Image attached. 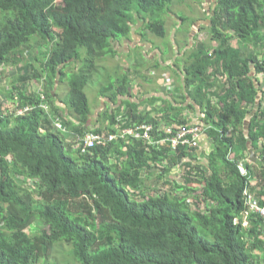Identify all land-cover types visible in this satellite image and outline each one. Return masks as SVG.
I'll return each instance as SVG.
<instances>
[{
  "label": "trees",
  "instance_id": "obj_1",
  "mask_svg": "<svg viewBox=\"0 0 264 264\" xmlns=\"http://www.w3.org/2000/svg\"><path fill=\"white\" fill-rule=\"evenodd\" d=\"M173 1L0 0V80H9L0 84V264H57L50 258L58 242L73 245L74 264H257L255 251L264 249L259 225L254 222L246 230L234 223V217L243 209L247 182L236 161L244 159L249 141L264 166V90L257 78L264 72V60L227 43L226 33L232 31L240 44L264 50V0H215L207 26L199 25L209 17L206 11L203 18L176 19L181 25L189 21L188 29L197 23L195 30L207 29L219 44L209 48L199 42L183 52L184 74L182 80L177 75L181 83L172 97H147L148 91L134 94L129 70L100 89L114 107L99 112L98 122H123L124 127L152 123L153 135L159 138L195 124L182 114L195 106L184 105L189 96L204 113L198 124L213 139L207 164L186 160L194 146L180 143L173 153L170 142L158 149L143 140L119 139L82 154L67 148L49 115L36 106L45 95L49 113L61 117L68 130L83 134L93 120L86 86L100 69L97 63L114 54V44L126 38L138 43L133 24L144 27L141 36L156 49H141L143 61L135 63L136 74L152 62L150 70L160 68L170 46L190 45L184 35L188 29L176 27L172 38V32L167 33L162 16L171 12ZM148 31L167 43L148 38ZM36 38L37 56L43 59L34 57L38 67L28 59ZM139 48L138 44L133 51ZM74 62L80 65L67 81L66 67ZM220 75L227 76L221 85ZM37 79L44 85L32 89L27 83ZM65 80L70 89L66 100L55 91ZM214 86L210 92L216 102L208 94ZM158 100L163 101L160 114L139 110ZM28 103L35 108L18 116L10 108ZM116 157L120 161H113ZM164 160L185 165V185L178 187L188 193L147 191V170ZM169 170L165 167L163 175ZM189 200L204 203L205 210H190ZM36 223L42 228L29 233Z\"/></svg>",
  "mask_w": 264,
  "mask_h": 264
},
{
  "label": "rangeland",
  "instance_id": "obj_2",
  "mask_svg": "<svg viewBox=\"0 0 264 264\" xmlns=\"http://www.w3.org/2000/svg\"><path fill=\"white\" fill-rule=\"evenodd\" d=\"M204 1L206 2V0H174L171 3V6H170L171 12L165 13L162 16L166 20L167 33L170 34L172 32L171 38L173 35V31H174L173 29H175L176 27L182 26L181 29L185 30V29H188V27L190 26L189 21H186V23H183L182 25L180 23H177L176 19H179L178 17L183 16V17L190 18L192 20L204 17V8H205ZM213 12H214V9H213V11H211V13H213ZM211 13H208V15H211ZM205 18H208V17L206 16ZM209 22L211 23V18H210ZM209 22H207V24L206 23H204V24L207 26L210 24ZM143 28H144L143 26L139 25L138 30H140V32H142ZM193 30H194V26L189 28L188 32L186 33L187 36H188V34L190 35L188 42L192 43L191 46L193 48L198 47L199 42H204V44L209 48L216 47L219 44V41L213 40L211 37H209L207 35L208 34L207 29L203 28V30H201L200 28H197V30L194 31L195 35L191 34V32ZM229 33H226L230 37L228 39L227 43L232 44L234 47L241 48V51L246 52L247 55L251 52H256V53H258V56L260 57V59L264 60V50L263 49L258 50L251 43H249V44L241 43L240 44L237 41V36H235V34L232 31H229ZM135 36L138 39L137 33L135 34ZM147 36H148V38H155L159 44H160V42L163 45H165V42L167 43V41L158 38V36L154 32L148 31ZM36 40H37V38L32 41V43H31L32 46H34V42ZM140 40H141V44H143V45H147L149 43L147 41V39H144L143 37ZM143 45H140V46H143ZM136 46H138V44ZM37 50H38V48L36 46H34L32 53L31 54H29V52L27 53V54H29L28 59L33 63L34 67H38V65H39L38 64L39 61L34 59V57L35 58L38 57L40 60L43 61V59H41L39 56H37ZM40 50L41 49L39 48V51ZM81 51L83 53H85L86 50H85V48H81ZM127 61H130V62L127 63ZM137 61H143V59L141 60L140 57H138V59H137V56H134L132 59L126 58L125 60H119L118 61L117 57L113 58L112 55H108L103 60H101L100 63L99 62L97 63L100 66V69H99V71H97L96 75L94 76V80H92L89 83V85L86 86V89H85L87 96H88V99H89L91 112H92V119H93L91 124H90L91 126L87 130H90L92 128H96V129L100 128L101 131H105V130H107L105 128L110 126V124L103 125L105 122L102 124V123L97 121L96 115L99 114L97 112L100 111L102 113L107 108L106 107L104 110H103V108L105 106L103 108H100L101 103H102V101H101L102 97L100 96V89L104 84H109L111 82V80H114L118 76V74H119L118 70L120 68L119 62H121V64H123V65H129L131 67V68H129V71L131 73H133L130 75L134 79L136 72H135V68L133 66ZM79 65H80V63L78 64V62H74L70 66L66 67V71H67L66 72V74H67L66 80L67 81H68L69 76L72 74V72H74L78 69ZM150 65H153V62L151 64H148L147 66H150ZM147 66H145V67H147ZM145 67H143L142 69H143V73L144 72L147 73L146 77L148 79H146L145 77H138V79H140V81H142V84L144 87H147V89L151 91L150 96L154 92L158 93V94L161 93L163 90L162 88H165V90L163 92L169 93L170 95L172 93L176 92L175 85L178 86L181 82H179L176 79V76L174 73L165 72V74L162 76V75H160V74H162V70L152 69L151 74H149V70H145ZM8 68H10V67H8ZM122 73H124V70ZM253 73L255 74L254 70H253ZM16 75L17 74L10 75V77H8V78L10 79V81L12 78V81H13V79L15 78ZM136 76H138V73L136 74ZM150 76H151V78H149ZM159 76H162L163 79H160L158 82V78H160ZM225 77H227V76L226 75H220V78L222 79V81L226 80ZM257 78L260 82L258 84V87L262 88L264 90V72L259 73L257 75ZM6 79H4L2 82L0 80V84L5 85V83H7L6 81H9ZM149 79H152L153 81L152 82L150 81L147 85L146 83ZM66 80L64 82H58V84L55 86V91L58 92V96L64 100H66L68 98V96L70 95V89H69V86H68V83ZM136 81H137V78H135V82ZM22 83L23 82H21V83L19 82V84H22ZM27 84L31 85L32 89H36V90L40 87H43V85H44L43 81L38 80V79L28 81ZM11 85H12V83H11ZM23 85L26 86V84H23ZM131 91L134 94H138L139 96H143V93L141 94L142 91L138 88L133 87V89ZM208 94L211 95V92L208 91ZM211 98L213 101H217V97L212 96ZM177 102H179V101L177 100ZM161 104H163L162 100L161 101L160 100L155 101L154 103L148 102L144 105L139 106V110L140 111L142 110L143 112L146 109L153 110L155 112L152 114L158 115L160 113H159V110H157V109H159V105H161ZM185 111H188V110H185ZM95 113H97V114H95ZM165 129H168V127H165ZM169 130H171V129L169 128ZM56 132L63 137L65 145H67L68 149L70 148L69 146H71V147H73V149H75L74 142L68 141V134L67 133H64V132H61L58 130ZM72 153L77 154L76 150H72ZM174 153H176V152H174ZM112 159L115 162L117 160H119L117 157H116V159L115 158H112ZM112 163H114V162H112ZM165 167H170V170L167 174L163 175V169ZM177 169H178V167H176V165H174V166L170 165L167 160H164V162H161V163H156L155 165L152 164V167L147 170V174L149 175V177L146 178V183L148 185L147 191L152 189L151 191H153L154 194H156V195L167 193L171 196L174 195L175 193H178V194L188 193L185 189L178 187L179 185H185V183H184L185 180L182 181V178L178 177V175L183 172V168H180V170H177ZM166 181H170V182L166 183ZM193 185L195 186V184H193ZM193 185H191V186H193ZM176 186H177V188H176ZM197 188H200V186H198ZM201 189L202 188H200V191H201ZM202 205H204V203H201L200 205H197V206H202ZM190 210H192V211L195 210V205L191 206ZM40 228H42L41 224L39 225L36 223V224H33L31 226V228H28V231H29V233L32 234L33 232H36ZM50 261L52 263H57V264H74L75 258L73 255V245L66 243V242L56 243L55 248L52 252V256L50 258Z\"/></svg>",
  "mask_w": 264,
  "mask_h": 264
},
{
  "label": "crops",
  "instance_id": "obj_3",
  "mask_svg": "<svg viewBox=\"0 0 264 264\" xmlns=\"http://www.w3.org/2000/svg\"><path fill=\"white\" fill-rule=\"evenodd\" d=\"M214 1L215 0H206V2L204 1V5H205V8H204V11H206L207 12V14L208 13H211V11H213V9H214V7H215V3H214ZM211 14H213V13H211ZM210 17H211V15H209V17L208 18H204V20L203 19H201L200 20V22H199V25L201 26V25H203L204 23H206L207 24V22H209V20H210ZM176 21H178V20H176ZM207 21V22H206ZM180 21H178V23H179ZM181 23V22H180ZM210 23V22H209ZM196 24L197 23H195L193 26L195 27L196 26ZM139 25H140V23L138 22V24H133V33H134V37L136 38V36H135V34L137 33L138 34V43H133V40L132 39H121L122 41L121 42H119V43H116V44H114V48H115V52H114V54L112 55L113 56V58L114 57H117V59H118V61L119 60H125L126 58H133L134 56H137V58L138 57H140V54H138V53H140L141 52V49H143L144 47H146V45H143V44H141V42H140V39L142 38V36H141V33H140V30H138L139 29ZM167 27V26H166ZM174 30V29H173ZM175 31V30H174ZM194 31H196L195 29L191 32V34H193V35H195V32ZM184 35L186 36V42H188V39L190 38V37H188L187 38V35H186V32L184 33ZM181 39H184L183 37L181 38ZM183 40H182V44H183ZM177 43V42H176ZM137 44H139V45H143V46H140V48H139V50L140 51H133V49H134V47L136 48L137 46ZM185 44V43H184ZM189 44L190 45H188V46H185V45H183V49H179V47L178 46H170L171 47V49H170V51H169V53L167 54H164L163 55V62L161 63V66H160V68H157V69H155V70H162V74H160V75H164L165 74V72H172V73H174L175 74V76H176V79L178 80V77H177V75L179 76V77H181V80H182V78H183V69H184V63L183 62H185L184 61V59H186V57L185 56H183V52H185V51H187V50H189V49H191V44L192 43H190L189 42ZM147 45H149V47H147V51L148 50H151L152 48H153V45H152V43L151 42H149ZM170 47H166L165 46V48L164 49H168V48H170ZM154 51H156V49H152V51H150V52H154ZM165 51V50H164ZM139 56H138V55ZM146 57H147V59H151V58H153V57H155V56H152V55H145ZM119 57V58H118ZM145 59V58H144ZM162 60V59H160V57L159 58H157V60ZM164 59H165V63H164ZM130 61H127V63H129ZM177 62L180 64V66L178 67V65H177ZM172 65H171V64ZM169 64V65H168ZM135 65V64H134ZM167 65V66H166ZM119 66H120V68H119V74H118V76L115 78V79H120L121 80V77L126 73V71L128 72V70H129V68H131L129 65H123V64H121V62H119ZM150 66H153V65H150ZM170 66V67H169ZM134 67V66H133ZM144 67V66H143ZM143 67H141L140 69H139V73H138V76H136V74H135V76H134V82H133V84H134V88H138V89H140L142 92L143 91H148L149 92V94L148 95H146L147 97H149L150 96V90H148L147 89V87H144L143 86V84H142V81H140V79H138V77H145L146 79H148L146 76H147V73H143ZM134 69V68H133ZM123 70H124V73H122L123 72ZM145 70H149V74H151V72H152V70H150L149 69V67L147 66V67H145ZM179 72V73H178ZM129 74H133V73H131V72H129ZM131 76V75H130ZM162 76H159L160 78H158V82H159V80L160 79H163V77ZM135 78H137V81L135 82ZM149 78H151V76L149 77ZM114 79V80H115ZM180 80V79H179ZM152 82L153 80L152 79H149L148 81H147V85H148V83L149 82ZM176 82V81H175ZM219 82H220V84L219 85H221V83L222 82H224V81H222V79L219 77ZM137 85V86H136ZM223 87V86H222ZM163 90H162V92L161 93H152V95H157V96H161V97H164V98H167L168 99V97H172L169 93H166V92H163L164 90H165V88H162ZM212 89L213 90H215V86L214 87H211L210 89L208 88V91H212ZM168 90V89H167ZM166 90V91H167ZM169 91V90H168ZM142 92H141V94H142ZM181 92H183V93H185V91L184 90H181ZM212 94V93H211ZM151 95V96H152ZM101 96V95H100ZM102 97V103H101V107L100 108H103L104 106V108H113L114 106H113V104L111 105V102H107L106 101V96L105 97H103V96H101ZM145 97V96H144ZM188 97V100L184 103V105H187V104H189V102L190 103H195V106H194V108L193 109H184V112L182 113L181 111H180V113H182L184 116H186L187 118H189L190 119V121H192L193 123L195 122V123H200L201 122V120H202V117L204 116V113L202 112V110L200 109V107H198V105H197V103L196 102H194L189 96H187ZM119 100H121V97L119 98ZM214 102H216V101H214ZM120 103H121V101H119L117 104H116V107H118L119 105H120ZM62 107H64V104L63 103H59ZM181 105V104H180ZM159 106H161V105H159ZM115 107V108H116ZM103 108V109H104ZM255 108H257V105H256V107ZM111 110V109H110ZM158 110V109H157ZM185 110H188V111H185ZM254 110V109H253ZM100 112V111H99ZM99 112H97V113H99ZM155 111H152V113H154ZM97 113H95V114H97ZM152 115H154V114H152ZM98 115H96V117H97ZM106 124H109V122H107V123H105V124H103V125H106ZM213 139H211L210 137H209V135H207L206 134V132H203L199 137H198V139H197V142H196V146H195V148H192V149H190L189 150V154H188V157L186 158V160H190V161H192L193 160V162H195V163H201V164H207V161H208V159H207V156H209L211 153H212V151L214 150V144H213V141H212ZM249 145H251L252 146V142H248V149H247V151H246V153H245V157H244V159H242V160H244L245 161V164H246V166L247 167H250L253 171H254V173H255V175L258 177V178H261V179H264V175L261 173V171H262V169L264 168V166H263V164L262 163H260V161H261V159H260V156H259V154L257 153V152H255V150H254V148H253V150H254V153H255V156H256V161H251L250 160V158H251V156H250V153H249ZM257 153V154H256ZM191 154V155H190ZM192 159V160H191ZM203 159V160H202ZM184 160V159H183ZM185 161V160H184ZM260 164H259V163ZM249 163V164H248ZM176 165H179V166H177L178 167V169L177 170H180V168H183V172L182 173H180L179 175H178V177L179 178H182V181H184V175H185V172H186V169H185V165L184 164H182V163H178V164H176ZM181 182V181H180ZM242 197H243V194H242ZM188 204H189V206L191 205V206H193V205H195V210H193V211H196V209H200L201 211H204L205 210V205H202V206H197L196 205V202L193 200H189L188 201ZM190 206V207H191ZM197 206V207H196ZM245 204H244V198H243V209L241 210V212H239V214H237V215H235V217H234V223L236 224V225H240L243 229H246V230H248V229H250V226L254 223V222H257V224L259 225V227H258V232H260V236H259V238H261L262 239V242L264 243V222H263V220H261V218H259L258 216H256L255 214H251V215H246V213H245ZM245 222H247L248 224L247 225H245ZM255 255H257V258H259L258 259V261H257V264H264V249L263 248H259L257 251H255Z\"/></svg>",
  "mask_w": 264,
  "mask_h": 264
},
{
  "label": "built area",
  "instance_id": "obj_4",
  "mask_svg": "<svg viewBox=\"0 0 264 264\" xmlns=\"http://www.w3.org/2000/svg\"><path fill=\"white\" fill-rule=\"evenodd\" d=\"M41 93V92H40ZM42 101L36 105L45 110V112L49 115L54 130H58L68 134V141L74 142V147L76 150L80 151L82 154L88 153L91 149L95 148L98 145H106L109 142L123 139L126 142L130 141H140L143 140L148 145L159 146L165 145V143L170 142L172 147V152L177 151L178 145L181 143L189 148L196 146V142L198 137L205 132V128L201 124L195 123L190 126H183L176 130L174 135H168L166 137H155L153 135L154 125L152 123L143 122L140 124L134 123L131 126L124 127L123 122H117L115 124H110L109 127L105 128V131H96L94 128L90 130H86L83 134L74 133L71 130H68L64 125V122L61 117L54 116L49 113V106L45 100V95L41 96ZM10 107L14 113V115L18 116L20 114H25L35 106L31 103H28L22 107ZM121 117V116H120ZM119 117V119H121ZM118 119V120H119ZM169 128L171 130H169ZM167 132L173 133V129L169 127ZM159 135V134H158ZM159 149V148H158ZM232 154L230 155V159L234 160ZM164 162V161H163ZM237 167L240 173L243 176H247L246 186L243 190V198L245 204V213L246 215L255 214L264 222V179L258 178L254 171L247 167L245 161L239 159L236 161ZM264 163V161H263ZM165 166V165H164ZM179 165H176V167ZM248 223L245 222V225Z\"/></svg>",
  "mask_w": 264,
  "mask_h": 264
},
{
  "label": "water",
  "instance_id": "obj_5",
  "mask_svg": "<svg viewBox=\"0 0 264 264\" xmlns=\"http://www.w3.org/2000/svg\"><path fill=\"white\" fill-rule=\"evenodd\" d=\"M251 116L252 115H250V117H248L245 120V125H246L245 128H246V131L248 130V125L250 123ZM249 153H250V156H251L250 160L253 161V162L256 161V156H255V153H254V150H253V146H251V145H249Z\"/></svg>",
  "mask_w": 264,
  "mask_h": 264
},
{
  "label": "flooded vegetation",
  "instance_id": "obj_6",
  "mask_svg": "<svg viewBox=\"0 0 264 264\" xmlns=\"http://www.w3.org/2000/svg\"><path fill=\"white\" fill-rule=\"evenodd\" d=\"M187 33V32H186ZM187 35V34H186ZM190 37V35L188 34L187 38Z\"/></svg>",
  "mask_w": 264,
  "mask_h": 264
}]
</instances>
